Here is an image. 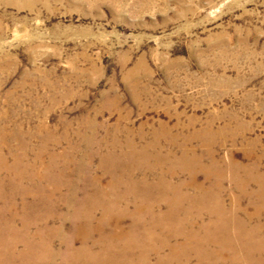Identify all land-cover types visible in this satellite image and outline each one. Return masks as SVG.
<instances>
[{"label":"rangeland","instance_id":"rangeland-1","mask_svg":"<svg viewBox=\"0 0 264 264\" xmlns=\"http://www.w3.org/2000/svg\"><path fill=\"white\" fill-rule=\"evenodd\" d=\"M182 148L200 164L209 149L223 166L261 158L264 171V0H0V264H105L117 226V264H142L124 255L160 242H188L180 264H264V196L226 172L198 197ZM99 177L120 180L110 194L125 207L91 212ZM161 179L187 197L144 189ZM217 196L223 213L252 218L208 228Z\"/></svg>","mask_w":264,"mask_h":264},{"label":"bare ground","instance_id":"bare-ground-1","mask_svg":"<svg viewBox=\"0 0 264 264\" xmlns=\"http://www.w3.org/2000/svg\"><path fill=\"white\" fill-rule=\"evenodd\" d=\"M165 130V129H164ZM157 135L155 136L153 143H154V147H157L158 144L157 142L160 140L161 136H165L163 135L164 133L161 134V131L156 133ZM194 136H198L196 134H194ZM168 142L170 144L174 143V137H172L171 135L168 136ZM130 147L132 148V151H136L137 154H139L141 151L136 150L132 144H130ZM186 151L184 148H182V151L180 153V158L183 159L184 161V157L187 155V157L189 158V164H187L185 161L184 163H182L185 167L188 166V170L190 172V181L188 182V185L194 189V191L196 192L195 195L197 194L198 197H200V195H204V196H208L210 195V197L214 196V194H216L219 190L222 189V179H224L223 177L226 176V172H228V177L229 179L234 182L235 188L236 189H240V190H244V191H248L251 193H255L256 195L264 196V171L261 172L259 170L260 168V162H261V158H258L252 166L249 167H245L240 165L239 163L233 161L232 158L229 159V161L227 163H224V166L222 165V163L220 162V159L214 158V154L213 151H210L211 149L208 150V155L209 157H211V160L209 162V164H200V154L196 153V150H189ZM186 154V155H185ZM0 155H1V150H0ZM217 159V160H216ZM219 160V161H218ZM1 162V160H0ZM17 163V162H16ZM37 161H35L32 164H26L24 165V170L27 171V169H34V166H36ZM200 168L202 171H204V173L207 175L206 177H211V176H215L218 175L219 177L214 178V180L217 181L216 184H212L210 186H206V184L204 185V183H200L196 177L197 175V171H200ZM244 170V174L243 175H239L238 174V170ZM187 170V169H186ZM180 172V171H179ZM122 176V175H121ZM161 177V176H160ZM124 179V180H123ZM122 180L126 183H132L133 180L131 179V177L125 176L124 178H122ZM101 177H99L97 179V183L94 181L95 184H97V190H96V195L98 200H101V202H98L99 204H94V207L91 209V212L94 213V210L96 208L102 207L101 209L104 208V210L106 209V211H108V209H114L116 207H118V205H123L120 201L122 200V197L120 198H112V195L110 194V192H113L114 190H116V187H118L117 185V181L120 180H115V178L111 179L106 186L102 187L100 186L101 183ZM250 182L253 183H257V187L254 190H250V188L248 187V184H250ZM146 186L144 187V189H152V188H157L159 189L161 192L165 193V192H171L173 194V196L178 200H181L182 197H187L186 193H184L183 191H181L182 185H174V182L172 180L170 181H166L164 179H161L158 183H155L153 186L152 183L147 182L145 183ZM187 184V183H186ZM133 186H137V184H130V189H134ZM160 192V193H161ZM253 193V194H254ZM105 196H110L109 199H105ZM142 201V200H141ZM196 201V200H195ZM195 201L192 200V202L195 203ZM211 204H207L210 207V210L212 211V213L215 216V220H212V224H210V222H208L207 225L208 228L210 226L216 225L217 223H226L228 225H233L234 223L236 224H240L243 223L244 221H247L249 219L252 218L251 214L247 215L245 220L240 218L235 212L232 213V211H228L226 213H223V209L220 206L221 205V201H219V196H217V202L219 204H217L215 198L210 200ZM236 202V203H235ZM233 206L238 205V201H234L233 202ZM149 203L146 202H142V203H137V205L134 208V213H144L147 210L150 209V206L148 205ZM200 204V202H199ZM125 207V205H123ZM147 206L149 207V209L147 208ZM197 215L200 216V209L196 211ZM223 213V215L221 216V214ZM227 213L229 214V216L227 215ZM228 217H227V216ZM259 215V214H258ZM183 219L186 218H182L180 220H178V222H180L182 224V222H184ZM200 219V218H199ZM194 220V219H193ZM144 231L148 234V236H151L150 234L153 233L154 231L151 229L150 226L145 227ZM186 232V230H184ZM180 233H178L179 235ZM197 234V231H191V232H186V237H191ZM120 235H122L123 238H127V234L125 233V231L121 229V226H117V228H114V230H112L110 233H108L106 236L109 238L108 240H103V243L105 245H108L109 248L105 251L106 256H108V262L106 261L105 264H114V263H120L121 260L119 257L121 255V250H125V249H118L117 248V242H119L120 239ZM130 235V234H129ZM176 235V234H175ZM132 236V234L130 235V237ZM186 238V239H187ZM103 239V238H102ZM101 239V240H102ZM100 240V241H101ZM122 240V239H120ZM168 241H170L167 238ZM191 240V239H190ZM147 241V239L145 240ZM149 242V240H148ZM203 242V240H202ZM201 241H197V243L195 242L194 246H195V250L198 254V252H200V244L202 243ZM41 243V242H40ZM121 243V242H120ZM146 243V242H145ZM150 243V242H149ZM188 244V242H186ZM179 244V243H178ZM182 244V243H181ZM187 244H182V246H179V248H181L182 250L184 248H186V246L184 247L183 245H187ZM67 250L73 253L78 252V250L74 249V247L71 245L70 241L69 243L67 242ZM120 245V244H119ZM118 245V246H119ZM157 248L153 246V244L147 245V246H143L142 250H140L139 252H137L136 254H134L133 252L127 253V255L125 254L124 257L127 256V258L131 259L132 257V261L136 262L140 260V263L142 264H148L149 262V257L151 256V253H157L158 254V263L159 264H180V260L183 259V256L185 257L186 254H182V250H179L177 246H173L171 247L170 244L168 243V245L160 242L159 244H157ZM107 246V247H108ZM167 246V252L165 254L161 253L162 248ZM106 247V248H107ZM116 251L119 253V255L116 254ZM186 251H184L183 253H185ZM93 253V252H92ZM125 253V252H124ZM130 255V256H129ZM176 262V263H175ZM202 264V263H201Z\"/></svg>","mask_w":264,"mask_h":264}]
</instances>
